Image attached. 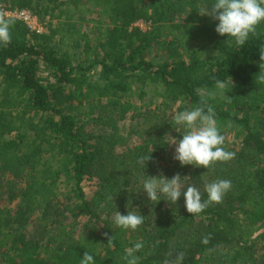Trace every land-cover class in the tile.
I'll return each mask as SVG.
<instances>
[{"label": "trees", "instance_id": "trees-1", "mask_svg": "<svg viewBox=\"0 0 264 264\" xmlns=\"http://www.w3.org/2000/svg\"><path fill=\"white\" fill-rule=\"evenodd\" d=\"M214 2L0 0V13L28 9L42 27L5 16L12 24L11 42L0 44L1 262L80 264L88 252L94 264H126L125 250L142 242L138 264H163L177 252L183 264H264V83L257 81L264 22L238 47L201 15ZM138 20L149 28L134 26ZM84 23H92L88 33ZM217 80L228 83L230 100ZM211 92L207 103L234 159L206 169L174 159L161 166L169 140L184 129L171 131L156 105L190 110ZM177 173L182 191L193 185L205 200L208 183L226 179L232 187L199 215L187 213L183 196L149 201L147 176ZM86 180L95 184L90 195ZM116 211L139 213L144 223L118 228Z\"/></svg>", "mask_w": 264, "mask_h": 264}, {"label": "clouds", "instance_id": "clouds-1", "mask_svg": "<svg viewBox=\"0 0 264 264\" xmlns=\"http://www.w3.org/2000/svg\"><path fill=\"white\" fill-rule=\"evenodd\" d=\"M201 15L210 16L218 21L215 32L220 36L232 37L235 44L240 47L245 44L250 34H255L257 26L264 22V0H215L209 7L202 10ZM12 21L6 19L0 13V44L5 46L11 42ZM260 73L257 76L259 83H264V49H260ZM231 84V79L228 82ZM228 83L217 80L215 87L219 95L230 100L226 95ZM232 85V84H231ZM216 92L208 93L200 101V106L190 110L179 111L173 116L175 125L184 129L182 139L178 141L173 138L172 143L176 145L173 159L179 161L180 165H193L195 167L211 168L217 162L226 163L235 157V153L224 148L225 137L221 134L214 108L207 103L209 98H214ZM150 155L139 158L138 163L145 166L150 160ZM182 177L179 173L171 179L163 176L148 177L143 182V191L147 194L149 201H160V196H165L172 203L183 196L184 207L188 214L199 215L211 204L223 202L225 194L231 190V181L226 179L215 180L204 186L207 199L202 198L201 191L189 185L182 191ZM113 199V197H109ZM116 227L128 230H136L144 223V216L139 213L127 212L121 214L116 211L112 217ZM109 245L113 242V236L104 233ZM209 237H204L201 243L207 244ZM144 247L142 242H136L132 248L125 250L123 259L126 264H138V257L134 253ZM173 258L165 260L163 264H183L184 253H170ZM80 264H94V258L88 252H84Z\"/></svg>", "mask_w": 264, "mask_h": 264}, {"label": "rangeland", "instance_id": "rangeland-1", "mask_svg": "<svg viewBox=\"0 0 264 264\" xmlns=\"http://www.w3.org/2000/svg\"><path fill=\"white\" fill-rule=\"evenodd\" d=\"M86 17H89V15H87V16L85 15V18ZM38 24L41 27V24L40 23H38ZM83 25H84L83 26V31H86L88 33L89 30H90V27L92 26V23L91 24L89 23L88 25L84 23ZM147 28H149V22L144 23L143 25H141L140 29L146 30ZM163 54H164V50H158L157 51L158 57L163 56ZM40 74L41 75H46L47 72H46V70L42 69ZM147 102H149V99H147L144 103H147ZM156 107H154V108H156V110H158V114H160L161 117H163L166 122H168L169 124H170V122H172V127H171L172 130L171 131H180L182 129V127L175 125L174 122H173V116L177 112L181 111V108H180V106L178 104L174 103V104L170 105L168 107V109H166L165 111L163 110L162 107H159V105H156ZM123 123H122V125H120L119 135L126 136L127 132H128V124H129V122H123ZM93 129H97V126H93ZM171 134H172V132L168 134L169 137H171L170 136ZM135 139H136L135 136L132 134L131 136H128L127 141H128V143H132ZM172 140H173V138H171L169 140L170 143H172ZM175 147H176V145L170 144V149L166 153H164V155L160 159V163L159 164L161 166H162V164L169 163L170 159H173V156H174V153H175ZM63 188L64 187L61 186V191H63ZM94 188H95V184H94V182L92 180H86L85 183L83 184V189H84L85 193H87V195H90ZM0 264H6V263L5 262H1V260H0Z\"/></svg>", "mask_w": 264, "mask_h": 264}, {"label": "built area", "instance_id": "built-area-1", "mask_svg": "<svg viewBox=\"0 0 264 264\" xmlns=\"http://www.w3.org/2000/svg\"><path fill=\"white\" fill-rule=\"evenodd\" d=\"M1 13H3L6 17H13L23 21L30 29H33L38 32L42 31V27H40L38 24L39 22L37 17L32 14L28 9L4 10L1 11ZM144 23L147 22L139 20L136 21L134 25L141 28V25H143Z\"/></svg>", "mask_w": 264, "mask_h": 264}]
</instances>
